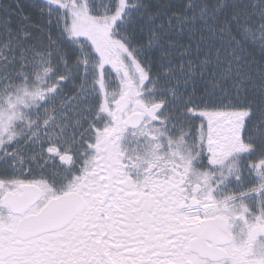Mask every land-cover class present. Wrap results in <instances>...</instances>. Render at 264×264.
<instances>
[{"label": "snow or ice", "instance_id": "6c2138e0", "mask_svg": "<svg viewBox=\"0 0 264 264\" xmlns=\"http://www.w3.org/2000/svg\"><path fill=\"white\" fill-rule=\"evenodd\" d=\"M0 264H264V0H0Z\"/></svg>", "mask_w": 264, "mask_h": 264}]
</instances>
